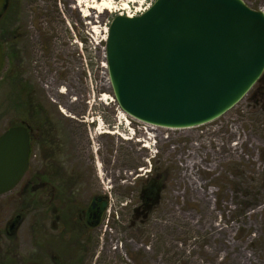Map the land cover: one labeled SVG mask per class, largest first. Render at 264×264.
I'll return each mask as SVG.
<instances>
[{"label": "rangeland", "instance_id": "obj_1", "mask_svg": "<svg viewBox=\"0 0 264 264\" xmlns=\"http://www.w3.org/2000/svg\"><path fill=\"white\" fill-rule=\"evenodd\" d=\"M154 1L110 0V10L90 9L86 17L89 0H7L0 16L5 54L0 135L13 125L34 127V158L26 176L39 185L37 128L55 123L59 115L91 124L90 153L83 145V157L72 159L65 146L62 159L68 184L75 185V178L85 187L88 177L94 193L106 196L102 225L94 232L103 237L98 250L106 260L100 263L95 251L92 264H264V101L251 98L257 88L214 121L163 129L155 145L151 139L143 146L146 142H138L137 135L123 138L131 135L107 72L108 28L115 15H137ZM244 1L264 11V0ZM77 125L74 144L81 131ZM109 128L118 132L105 133ZM144 168L147 174L163 170L168 187L137 243H128L117 221H129L124 208L139 200L134 177ZM15 190L0 196V264H58L53 252L39 253L38 233L29 231L38 225L35 215L31 226L20 219L9 226L24 209L21 189ZM114 237L124 246L113 245L107 253L105 241Z\"/></svg>", "mask_w": 264, "mask_h": 264}, {"label": "water", "instance_id": "obj_2", "mask_svg": "<svg viewBox=\"0 0 264 264\" xmlns=\"http://www.w3.org/2000/svg\"><path fill=\"white\" fill-rule=\"evenodd\" d=\"M7 0H0V15ZM5 62L0 44V72ZM106 63L120 109L166 128H192L234 108L264 74V11L244 0H155L110 22ZM30 134L0 135V195L30 164Z\"/></svg>", "mask_w": 264, "mask_h": 264}, {"label": "flooded vegetation", "instance_id": "obj_3", "mask_svg": "<svg viewBox=\"0 0 264 264\" xmlns=\"http://www.w3.org/2000/svg\"><path fill=\"white\" fill-rule=\"evenodd\" d=\"M254 88L257 89L251 98L256 102H263L264 74L251 90ZM64 120L65 118L59 115L55 123H48L46 126L42 124L37 128L40 164L37 173L39 185L35 184V180H29L26 176L31 168V160L34 158L36 141L34 131L36 130L29 123L21 124L28 129L30 134V164L21 181L10 190L21 189L24 209L22 213H19L13 219L12 223H9V226H16L17 219H20V223L28 222L31 226L33 224L32 217L35 215L38 219V225H32L33 228H30L29 231L33 230V232L38 233L37 242L41 255L47 256L49 252H53L54 257L59 261L58 264H92L95 251L103 253V251L98 250L100 246L103 248L101 240L103 237L94 232L102 225L103 210L107 206V201L105 195L94 193L91 178H86L85 187H81L84 181L77 185L75 178H71L75 185L68 184L67 174L64 173L67 171L64 163L66 160L63 161L62 159L64 147L69 146L68 154L73 157L72 159H81L84 155L82 154L84 148L90 153L92 145L90 144L89 135L91 138L93 136L88 131L92 129L91 124L88 126L83 124L85 122L75 124L72 120ZM74 125L81 127V131L78 133V143L75 144ZM115 127L117 129L121 128V126L113 124L112 128ZM115 132H118V130L112 131L109 128L105 131L107 134H114ZM73 151L77 153L74 154ZM113 155L114 158L118 157L116 154ZM144 170V173H137L134 177L138 182L137 188L141 192L139 200L124 208L131 216L129 221H124L122 217L119 222L117 221V224L124 225H118V228L126 232L124 241L128 243H137L143 226L146 225L149 219L148 216L152 207L160 202L162 192L168 187V174L165 176L162 171H159L160 169H150L148 174L145 168ZM144 176L146 178H142ZM81 193L87 194L88 198L85 196V200H83L84 194ZM121 241L123 240H120L119 237L105 241L107 253L113 245L115 247L119 244L122 246L123 242ZM57 243L63 244L54 250L52 245ZM99 253L96 256L101 258L100 263H102L106 259L103 256L104 253L102 255H99Z\"/></svg>", "mask_w": 264, "mask_h": 264}, {"label": "built area", "instance_id": "obj_4", "mask_svg": "<svg viewBox=\"0 0 264 264\" xmlns=\"http://www.w3.org/2000/svg\"><path fill=\"white\" fill-rule=\"evenodd\" d=\"M142 11H140L139 13H141ZM105 56H106V52H105ZM119 112H122L119 110ZM124 114V113H123ZM133 121L136 122V124L133 123ZM131 134L133 136H136V140L138 142L141 141H145L146 143L143 144V146L147 147L149 145L150 140H153V143L155 145V143L158 142V140L163 139V135H161V131L163 129L165 130H173V129H169V128H163L157 125H153V124H149V123H145L142 122L140 120H136V119H128L125 120ZM164 137L167 139L169 137L168 132H166V134H164ZM129 138V137H126ZM158 151V149H157Z\"/></svg>", "mask_w": 264, "mask_h": 264}, {"label": "bare ground", "instance_id": "obj_5", "mask_svg": "<svg viewBox=\"0 0 264 264\" xmlns=\"http://www.w3.org/2000/svg\"><path fill=\"white\" fill-rule=\"evenodd\" d=\"M110 0H89V2L86 3L85 8V14L84 16L89 17L90 16V9H99V12H102V10H110ZM128 16H134L135 14L132 13H121ZM124 120H128L129 116L126 114L122 115Z\"/></svg>", "mask_w": 264, "mask_h": 264}, {"label": "trees", "instance_id": "obj_6", "mask_svg": "<svg viewBox=\"0 0 264 264\" xmlns=\"http://www.w3.org/2000/svg\"><path fill=\"white\" fill-rule=\"evenodd\" d=\"M159 171H163V170H159Z\"/></svg>", "mask_w": 264, "mask_h": 264}]
</instances>
